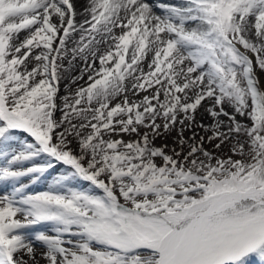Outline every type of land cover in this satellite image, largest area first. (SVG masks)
I'll return each mask as SVG.
<instances>
[{"label":"rangeland","instance_id":"374dc122","mask_svg":"<svg viewBox=\"0 0 264 264\" xmlns=\"http://www.w3.org/2000/svg\"><path fill=\"white\" fill-rule=\"evenodd\" d=\"M258 1L233 0L230 19L236 25L229 28L220 17L218 34L200 36L213 77L211 82L202 79L208 69L198 66L195 83L206 81V87L193 89L185 81L172 88L177 76L167 53L159 51L162 58L159 54L155 68L140 76L146 90L162 92V102L147 94L145 103L118 102L125 79L137 77V66H114L118 61L111 50L109 58L97 54L104 67L95 78L70 85L66 70L71 60L84 67L89 58L82 34L60 40L57 26L40 20L28 24L27 31L42 25L45 34L29 43L28 52L51 58H40L37 74L27 60L19 61L22 77L17 80L0 73V95L11 96L9 102L0 97V121L6 131L15 130V143L4 150L2 162L14 169L18 198L35 214L32 229L38 242H29L32 246L51 247L55 253L70 250V264H155L165 239L221 195L264 187V89L254 74L257 67L264 71V57L236 20ZM188 3L168 5L190 9ZM46 9L55 13L66 6L52 0ZM169 23L192 39L194 26ZM11 55L17 57L8 59L7 67L21 57L16 49ZM225 56L237 61L228 63ZM207 99L212 106L205 104ZM227 104L242 106L243 118L223 132L203 128L199 113H218ZM4 208L0 204V214ZM212 218L215 234L181 264L234 263L264 251V195L241 198ZM52 225H71L63 237L79 245L58 243L54 233L41 228ZM11 236L0 233L4 252ZM29 243L17 237L12 247Z\"/></svg>","mask_w":264,"mask_h":264},{"label":"bare ground","instance_id":"6f19581e","mask_svg":"<svg viewBox=\"0 0 264 264\" xmlns=\"http://www.w3.org/2000/svg\"><path fill=\"white\" fill-rule=\"evenodd\" d=\"M6 1H9L10 4H6ZM44 1L0 0V73L6 75L7 78L17 80L22 77L20 68L16 69L17 65L19 66V61L27 60L28 65L31 66V72L37 74L40 72L38 70V66L41 65L40 58H51L48 53H36L31 56L28 52L29 43L45 34L42 25L35 30L27 31V24L31 21L40 20L46 25L57 26L55 28L58 35H62V37L72 33L83 34L82 39L86 41L88 46L86 48H90L86 53L89 58L86 60L84 67H81L77 61L71 60L73 64L66 70L68 71L66 80L70 85L73 83L72 81L82 80L85 82L88 79H93L103 70L104 66L101 64V56H97L98 53V55L107 54L106 58H109L112 54V57L118 61V63H113L114 66H122L121 62H125L124 65L128 69L132 65L137 66V77L132 79L137 80L138 83H134L133 80L130 82L131 78L129 76L125 79L126 90L118 98L119 103L132 100H140L145 103L146 100L143 97L145 94L148 95L147 98L149 99L153 97L158 102L163 101L161 98L163 97L162 92H156V88L146 90L145 87L141 86L140 76L141 72L144 73L148 69L155 68V65L158 64L160 52L167 53L166 60L177 76L176 83L171 86L172 88H175L178 83L183 84L185 81H188L193 89L195 86L200 89L206 87L208 85L206 81L195 83L196 71H198L196 67L203 66L204 71L212 65L207 66V62L210 61H208L207 53L200 49V36L211 37L212 33L218 34L219 31L216 25L220 17L227 20L226 24L229 28L236 25L235 20L230 19V12H232L230 0H226L221 12L220 3L216 4L214 0H206L193 4L192 10L186 13L175 8L155 9L154 0H67L66 9L56 10L58 12L55 11V13L49 12V9L45 11L38 10L33 5L44 4ZM168 17L180 23L194 24L195 28L191 31L192 39L185 38V34H181L165 22L159 21ZM236 20L239 21L238 27L243 36L250 40V43L256 48H260L263 53L261 56L264 57V1L250 4L246 12ZM8 29L12 30L13 35L6 32ZM195 35H198V37L196 38ZM57 43V41L54 42V45L56 46ZM119 45L121 47H118ZM11 47L16 49L21 57L16 64L12 63L7 67L5 66L7 60L10 58L15 60L17 57L11 55L13 51ZM181 47H185L183 49L187 53L181 50ZM109 50H111L110 55ZM159 57L162 58V54ZM224 58L228 63L237 61L236 58ZM201 74L205 76L203 78L201 75L202 79L212 81L213 74L209 69ZM254 74L257 82L264 89L263 69L257 67ZM41 82L43 83L44 80ZM10 98L11 96L7 92L3 94L4 101L9 102ZM210 100H205V104L212 106L209 103ZM150 104L151 102L147 103V105ZM222 107L217 108L219 109L218 113H212L206 109L199 113V121L204 126L203 128L223 132V129L229 123L243 118V108L239 104H227L224 108ZM0 130H2L1 125ZM7 143H9V140L4 142V144ZM0 180V186L6 189V198L0 200V202L19 194V190L11 188L10 184L4 186V180L2 178ZM233 199H235L234 194L224 196L211 209H208V212L196 215L187 228L184 227L169 235L161 246V259L157 264H179L198 252L202 243L206 242L209 236L215 234V232H212V217L221 212L225 205ZM27 212L28 209L25 205L9 206L6 212L0 214V229L8 224L6 216H12L15 221L27 223L31 218L26 214ZM66 227L63 230L57 226H52L51 231L55 234L52 239L58 241V243L65 241L79 245V241L75 238L63 237L66 235L65 229H70ZM10 243L13 244L12 241L8 242V244ZM54 251V249L51 250V247L41 249L23 244L22 247L16 250L13 247L6 252L0 250V254H3L0 258V264H70L67 259L70 250L66 249L64 252L59 250L58 253ZM240 263L246 264L243 260Z\"/></svg>","mask_w":264,"mask_h":264},{"label":"water","instance_id":"95a60500","mask_svg":"<svg viewBox=\"0 0 264 264\" xmlns=\"http://www.w3.org/2000/svg\"><path fill=\"white\" fill-rule=\"evenodd\" d=\"M254 190H256V189H254ZM254 190H249V191L244 192V193H243V192H242V193L239 192V193H237V196H238V197L246 196L247 194L253 193ZM232 193H233V192H232ZM232 193H231V194H232ZM225 196H226V195H225ZM215 202H217V200H216ZM215 202H214V203H215ZM214 203H213V205H214ZM213 205H212V206H213Z\"/></svg>","mask_w":264,"mask_h":264}]
</instances>
